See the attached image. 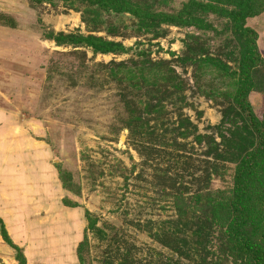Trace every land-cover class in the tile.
<instances>
[{"label": "rangeland", "instance_id": "1", "mask_svg": "<svg viewBox=\"0 0 264 264\" xmlns=\"http://www.w3.org/2000/svg\"><path fill=\"white\" fill-rule=\"evenodd\" d=\"M0 114L56 187L40 243L79 236L36 260L1 220L0 264H260L264 0H0Z\"/></svg>", "mask_w": 264, "mask_h": 264}, {"label": "crops", "instance_id": "2", "mask_svg": "<svg viewBox=\"0 0 264 264\" xmlns=\"http://www.w3.org/2000/svg\"><path fill=\"white\" fill-rule=\"evenodd\" d=\"M10 116V114H0L1 118H7V122L0 126L2 135L11 130L12 135L13 125H17V120L14 118L11 120ZM5 157L6 154H0V221L2 220L8 238L16 242L18 240L16 235L20 233L23 235L25 231L26 235L23 238L32 241L29 245L26 243L25 253H30L36 260L40 258V249L49 253L52 252L53 247H55L54 250L63 251V256L74 255L72 250L79 241L77 239L79 236L76 234L72 235L68 232L69 239L59 244L50 238L48 245L40 243V214H38L40 213V186H42L40 181H46L44 185L52 193L56 189L53 181L50 180L51 184L50 182L48 184L50 175L40 165V148L12 151L8 159ZM43 203L47 202L43 201ZM61 205L58 204L60 209H65ZM35 249H37L36 252ZM32 262L35 264V261ZM28 264L31 262L29 261Z\"/></svg>", "mask_w": 264, "mask_h": 264}, {"label": "trees", "instance_id": "3", "mask_svg": "<svg viewBox=\"0 0 264 264\" xmlns=\"http://www.w3.org/2000/svg\"><path fill=\"white\" fill-rule=\"evenodd\" d=\"M233 18L235 20V24H236V28L244 35V34H248V36H252V34L254 33L253 30H247L242 24L244 23V19L247 16V14L243 13H236V14H232ZM256 34H254L255 36ZM87 41L89 42V44L98 52H102V53H108V52H116L120 49H122L123 44L121 42L118 41H113V40H108V39H103L99 36H95V35H89L87 38ZM253 43V42H252ZM251 48L254 51V44H251ZM262 146L264 147V140L262 143ZM238 180L239 182L242 184L243 182L246 181V177H244L242 174H238ZM237 214H236V218L238 219V222L240 220V218L243 216L244 211L242 209V207L238 206L236 208ZM233 229V234L238 233L235 228L232 227L230 228V230L232 231ZM3 232L5 233V235L8 237L7 232L5 231L4 227H2ZM249 241V240H248ZM252 252L254 253V257L258 260V262L260 264H264V255L262 254L261 250L259 251V248L257 246H254L252 248ZM23 253V252H22ZM23 260L26 264V258L24 256V254H22ZM23 260H20V262L22 263Z\"/></svg>", "mask_w": 264, "mask_h": 264}]
</instances>
